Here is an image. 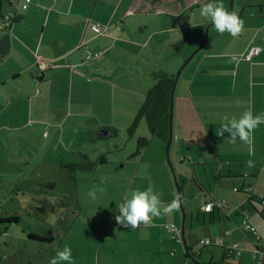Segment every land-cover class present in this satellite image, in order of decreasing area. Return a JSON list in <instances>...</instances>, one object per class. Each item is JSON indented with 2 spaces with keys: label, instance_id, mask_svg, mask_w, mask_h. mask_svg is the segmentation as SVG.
Listing matches in <instances>:
<instances>
[{
  "label": "crops",
  "instance_id": "0c3cea01",
  "mask_svg": "<svg viewBox=\"0 0 264 264\" xmlns=\"http://www.w3.org/2000/svg\"><path fill=\"white\" fill-rule=\"evenodd\" d=\"M126 3H130L129 11L120 14ZM148 4L146 0H32L30 4L17 0L6 10L19 14L12 30L0 32V39L8 32L12 37V51L0 64V75L6 76L0 79V83L13 97L12 89L17 90L16 86L21 85L19 79L29 75L31 80H26L30 82L26 88L36 89V92H31L30 99L36 98L41 102L42 109L47 107L51 117L55 116L54 112L60 113L55 88L64 86L69 100L72 91L76 93L75 101L79 106L75 114L79 116L77 120L92 126L89 131L93 135L101 130H109L104 137L116 135L114 130L118 132L120 127L116 123L117 117L126 122L122 126L129 128L145 101L147 91L155 84L153 78L152 87L145 92L140 91L138 95L128 93L135 85L128 87V82H132L126 79L125 69L116 73L111 67L116 48L124 56H129L140 47L142 41L135 43L127 39L126 31L133 35L127 15ZM231 4L232 7H224L238 14L243 20V29L236 37L216 30L212 40H208L193 61L183 67L174 98L170 150L150 132L144 130L142 134H136L131 140L134 141L132 150L127 152L128 147L122 149L123 163L118 168L132 170V174L110 172L107 175V181L122 182L123 186L120 198H111V207L103 222L99 221L95 228H73L74 225H69L37 230L30 228L23 232L28 236L35 232L41 237L45 234L52 236V246L28 242L29 237L13 238L11 229L0 228V264H50L57 250L65 246L71 248L74 264H190L189 258L195 254L199 255L198 260L202 264H256L255 258L263 257L264 124L255 129L251 144L240 140L233 142L228 133L223 136L217 134L225 117L239 118L245 111L254 115L264 113V50L252 61L246 59L250 48L264 47V0H232ZM147 14V17L156 16L132 23H139L140 28L146 31L153 22L165 21L158 12ZM94 24H102V29H95ZM208 24L212 27L210 22ZM157 33L149 31L147 41L143 40L145 36L141 39L148 45L153 43ZM97 51L102 55L89 61V54ZM147 55L152 56L149 51ZM233 55L237 61L230 62ZM152 63L158 62L154 59ZM174 63L178 71L185 60L177 62L176 58ZM44 65L46 69L42 67ZM49 71L55 73L54 77H50ZM165 73L175 75V72L167 70ZM53 83L57 85L53 86ZM118 86L124 91L117 93ZM16 94L20 93L16 91ZM109 96L113 97L112 102ZM117 101L121 102L119 109H116ZM46 102L53 106H46ZM67 133L76 143L78 133ZM95 135L94 139H99ZM65 136L66 131L61 129L52 134L47 132V139L52 138V147L48 151L57 150L59 153L61 138ZM140 137L149 138L150 145L140 157L132 158ZM54 143L58 147L53 148ZM86 143H91L90 138ZM66 145L69 147L71 141ZM116 148L121 149L118 145ZM46 149L44 146L41 152ZM95 149L99 152L107 150L104 147ZM69 151L79 152L83 161L64 163L66 168L70 164L95 163L82 151ZM248 161L253 162L252 167L247 166ZM60 162L59 159L52 164L58 167ZM112 163L97 164L93 171L83 172L89 174L86 177L90 181L100 166ZM131 175L130 179L128 176ZM69 178L76 181L78 172L72 173L71 170ZM179 178L186 180L185 187L197 179L208 191L199 188V201L195 205L186 201L184 213L180 206L179 210L134 229L116 223L118 201L122 202L132 190L152 187L167 206L174 199V194H182L177 186ZM98 180L101 181L100 175ZM50 182L56 188L57 182ZM126 184L127 187L124 186ZM247 188H251L253 193L246 192ZM184 195L183 191V201ZM211 201L224 207L216 206L206 211L204 208ZM81 209L85 213L84 208ZM10 214V217L20 218L15 211ZM171 223L178 227L184 244L173 240L172 233L166 229V225ZM247 223L256 228L258 236L248 229ZM193 236L200 241L220 238L223 244L206 246L209 249L204 253L197 251L191 243ZM234 243L240 244L242 256L229 254L228 248Z\"/></svg>",
  "mask_w": 264,
  "mask_h": 264
},
{
  "label": "rangeland",
  "instance_id": "374dc122",
  "mask_svg": "<svg viewBox=\"0 0 264 264\" xmlns=\"http://www.w3.org/2000/svg\"><path fill=\"white\" fill-rule=\"evenodd\" d=\"M222 3L226 7H232L229 0H222ZM126 8L127 3L120 9V14L122 12L124 15ZM154 16L156 15L147 17V15L135 14L134 12L129 14L127 21L134 36L128 31L124 33L129 41H135V43L142 41V43L136 49L137 51L129 54V56H124V53L116 48L117 54L113 56V62H111V67L116 73L125 69L126 79L132 82H128V87L131 88L132 85H135L134 89L128 91L131 94L138 95L140 91L145 92L149 87H152L154 76L150 75L149 70L157 69L164 73L167 70L170 73L175 72V77H177L183 67L192 62L203 49L205 43L212 40L216 31L213 26L210 27L208 24L209 20L200 16L199 8L185 13L178 19L166 18L161 14L160 18H164L165 21L153 22L149 25V30L146 31L140 28L139 23H132L136 20L155 18ZM149 31L158 33L155 35L153 43L147 45V43L144 44L143 40L147 39ZM143 36L145 37L142 40L141 37ZM147 51L152 56L149 57ZM176 58L177 62L185 60V64L180 66L178 71V66L174 63ZM154 59L158 63H152ZM54 74V72H50V77H54ZM5 78L6 76L0 75V79ZM26 80H31L29 75L19 79L21 85L16 86L18 87L17 90L12 89L13 97L10 96L7 87L0 83V217H10V213L15 211V214H18L22 219L18 224L3 225L0 228H9L13 232V238L22 236L23 239L28 238V235L23 232L30 228L37 230V228H59L69 225H74L73 228H95L98 222H103L108 215L111 198L118 200L122 193L121 186L123 183L117 184L115 181H107V175L110 172L124 175L130 172L129 169H118L123 163L121 160L123 156L120 154L122 149L128 147L127 152H130L133 148L134 141H131L132 138L129 136V128L122 126L126 122L117 117L116 123L120 125L118 134L112 137L94 139L95 134L93 135L89 131L92 126L85 124L82 120H77L79 116L75 114H77L79 106L75 101L77 98L75 92L72 91L71 100H69L68 91L63 89L64 86L61 89L55 88L57 98H59L57 107L60 113L54 112L55 116L51 117L47 112V107L42 109L41 102L37 101L36 98L30 99L31 92L34 90L36 92V89L33 87L26 88L29 87L30 83ZM54 85L57 84L53 83ZM44 89H46V85ZM16 91L20 94H16ZM120 91L124 90L118 86L117 93H121ZM109 100L112 102L113 97L109 96ZM45 105L53 106L49 102H46ZM120 107L121 102L117 101L116 109ZM59 129L62 132L66 131V136L61 138L59 146L61 150L59 153L57 150L48 151L52 147V138L47 139V132L52 134ZM144 130L149 132L145 121H142L137 129V136L142 134ZM68 131L78 133L76 143H73L75 141L68 136ZM89 138L90 144L86 143ZM70 141L71 145L66 150V142L69 143ZM57 145L54 143L53 148L58 147ZM116 145L121 149H117ZM44 146H47V149L41 152ZM101 147L107 150L105 152L96 151L95 148L100 149ZM69 149L76 150V152L79 150L83 154L90 155L95 163L102 155H106L109 161L113 163L108 166H100L92 174L93 177L89 178L90 181L86 177L89 175L87 172L78 170L79 178L74 181L69 178L71 170L66 168L64 163L74 160L81 162L83 158L79 152L73 153ZM115 151L117 152L110 154ZM59 159L61 166L57 167L52 164ZM130 173L132 174V170ZM99 175L101 181L98 180ZM128 177L130 178L132 175ZM50 180L57 182L56 188H53V183ZM116 184L117 186H115ZM93 186H100L105 189L104 193H97L95 201L90 200L87 195L88 190ZM124 186L127 187V184ZM183 189L185 200L183 205L181 204V210L184 213L185 202L187 201L189 205H195L197 200L199 201L200 190L196 183H189ZM50 203L53 204L52 207L49 206ZM118 203L121 202L118 201ZM81 207L84 208L85 213L82 212ZM42 233L45 234V232ZM190 239L197 251L202 250L204 253L208 251L209 247H203L199 242L200 238L193 236ZM189 260L190 264H195L191 256Z\"/></svg>",
  "mask_w": 264,
  "mask_h": 264
},
{
  "label": "trees",
  "instance_id": "16d2710c",
  "mask_svg": "<svg viewBox=\"0 0 264 264\" xmlns=\"http://www.w3.org/2000/svg\"><path fill=\"white\" fill-rule=\"evenodd\" d=\"M17 0H0V32L6 29L1 28L2 22L5 20L7 14L12 13L13 19H17L18 13L8 12L7 7L16 4ZM19 1V0H18ZM148 5L144 6L141 10L135 11V14L148 15L147 13L153 14L158 12L163 14L166 18L178 19L181 18L185 13L194 9L200 8L202 3H207L208 0H146ZM232 1V0H229ZM32 3V2H31ZM130 4V3H129ZM127 5L126 12L129 11L130 5ZM146 9V11H144ZM15 16V18H14ZM129 16V15H127ZM125 16V19L126 17ZM12 37L10 32L5 37L0 39V64L10 55L12 51ZM151 75L154 76L155 84L147 91L145 101L139 109L138 115L134 122L128 129L130 138L134 137L137 133V129L142 121H145L147 128L151 135L157 137L166 147L168 146L171 139V105H172V92L175 86L176 77L159 71L157 69L149 70ZM115 134H118L117 130H114ZM150 140L147 137H140L137 143L136 152L132 155V158L140 157L143 152L149 147ZM109 161L106 155H102L96 163H77L70 164L67 167L72 170V173L80 171H93L97 164L105 165ZM185 179L179 178L177 180V186L180 192L183 194ZM194 182L201 190L208 189L197 179ZM20 218L18 217H0V226L18 223ZM28 242L33 241L35 243L52 246L53 237L47 236L46 234L41 237L36 233H31L28 236ZM194 261L197 264H202L199 260L198 254L192 255Z\"/></svg>",
  "mask_w": 264,
  "mask_h": 264
},
{
  "label": "clouds",
  "instance_id": "9594fccd",
  "mask_svg": "<svg viewBox=\"0 0 264 264\" xmlns=\"http://www.w3.org/2000/svg\"><path fill=\"white\" fill-rule=\"evenodd\" d=\"M199 14L209 20L211 25L221 34L228 32L231 36H238L243 29V20L240 19L235 11H228L222 0H208L202 3ZM237 61L233 55L230 62ZM264 124V113L254 115L251 111L243 112L239 118L225 117L224 122L217 135L229 134V138L235 142L240 140L245 144H251L255 129ZM66 150L68 146H65ZM248 167L253 166L252 161H248ZM105 189L100 186H93L88 190V198L92 201L97 199V193H104ZM182 194H174L172 202L165 206L160 195L152 187L145 190L135 189L128 194L116 207L119 212L115 216L118 225L125 228H137L141 225H149L154 218H163L175 210H179L183 203ZM74 264L72 250L65 246L62 250H57L55 257L50 264Z\"/></svg>",
  "mask_w": 264,
  "mask_h": 264
},
{
  "label": "built area",
  "instance_id": "2783aa9c",
  "mask_svg": "<svg viewBox=\"0 0 264 264\" xmlns=\"http://www.w3.org/2000/svg\"><path fill=\"white\" fill-rule=\"evenodd\" d=\"M19 2H26L27 4H30L32 2V0H19ZM13 15L14 14H12V13L7 14L5 20L1 24V28L6 29V31L12 30V26H13V22H14ZM14 18H15V16H14ZM94 28L97 30H100V29H102V24H94ZM263 50H264V47H262V46H254V47L250 48V50L248 51V53L246 55V59L249 61H252ZM101 55H102V52H99V51L94 52V53H90L88 56V60L96 59ZM42 67L44 69L47 68L45 65ZM246 192H248L249 194L253 193L251 188H247ZM261 202L264 206V197L263 196H262ZM216 206H219L222 208L224 207V205L219 203V202L211 201L205 206L204 209L206 211H211ZM247 227H248V229L252 230L258 236L259 233L257 232L255 227L249 225L248 223H247ZM166 229L172 233L173 240H175L179 243H183V237L179 234L178 227L175 224L167 225ZM200 243L203 246H209L211 244L221 245V244H223V240H221L220 238H216L214 240L208 238V239L201 240ZM228 252L231 256L240 257L243 254V249L241 248L239 243H234L231 246H229ZM255 260H256V264H264V255L260 259L255 258Z\"/></svg>",
  "mask_w": 264,
  "mask_h": 264
},
{
  "label": "water",
  "instance_id": "95a60500",
  "mask_svg": "<svg viewBox=\"0 0 264 264\" xmlns=\"http://www.w3.org/2000/svg\"><path fill=\"white\" fill-rule=\"evenodd\" d=\"M181 72H179L178 76L176 77V82H175V86L173 88V92H172V105H171V111H172V114H171V118H170V126H171V139H170V142L168 144V151L170 150V146H171V143L173 141V129H172V122H173V106H174V98H175V92H176V87H177V84H178V81H179V77L181 75ZM109 133V130H101L99 132H97V134L95 135V138H101V137H104L106 135H108ZM184 224H185V218H184ZM185 226V225H184Z\"/></svg>",
  "mask_w": 264,
  "mask_h": 264
}]
</instances>
